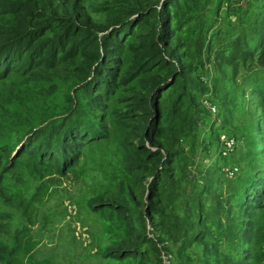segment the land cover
Instances as JSON below:
<instances>
[{"label":"trees","instance_id":"1","mask_svg":"<svg viewBox=\"0 0 264 264\" xmlns=\"http://www.w3.org/2000/svg\"><path fill=\"white\" fill-rule=\"evenodd\" d=\"M200 2L211 14H200ZM232 2H216L214 12L207 0H0V130L8 138L0 144V264L52 263L34 254L31 226L42 193L25 188L26 169L39 178L81 174L83 146L113 142L103 116L124 77L136 83L125 89L129 96L114 100L116 119L126 122L116 133L120 149L110 146L114 158L104 183L85 200L103 212L104 230L112 235L103 258L162 264V255L174 249L172 264H264V148L258 155L254 139L261 120L257 138H264V0ZM181 26L197 29L185 35L195 43L181 41ZM208 27L220 39L209 59L215 74L210 106L196 75L202 52L211 51L202 36ZM236 76L239 83L223 79ZM168 90L173 98L160 109ZM175 106L174 118L183 117L172 126L167 116ZM207 119L212 126L233 122L226 125L228 138L241 128L256 148L251 170L231 182V192L240 191L224 195L217 215L202 213L205 189L198 191L197 179L204 173L193 157L199 121ZM164 177L175 193L161 200ZM178 194L186 203L176 211L169 207ZM75 205L66 202L73 219L78 213L68 206ZM16 215L20 225L11 223Z\"/></svg>","mask_w":264,"mask_h":264},{"label":"rangeland","instance_id":"2","mask_svg":"<svg viewBox=\"0 0 264 264\" xmlns=\"http://www.w3.org/2000/svg\"><path fill=\"white\" fill-rule=\"evenodd\" d=\"M207 1L208 7L212 8V11L215 12V3L218 1L221 2L222 0ZM245 1L246 0H236L237 3L232 2V4L234 7H238L239 5L244 6ZM225 3L226 2H222L221 4L223 9ZM200 7L202 8L200 13L201 15L206 16L208 12L211 14V11L208 10L201 2ZM220 12H222V10ZM192 24L197 27L195 20H193ZM191 30L193 32H197V29L195 28L187 29L185 26H181L177 33V36L181 39V41L188 45H192L197 41H193L190 38L185 37V35ZM214 32L215 28L208 27L202 33L204 43L206 42L208 46L210 45L211 51L208 52V55L204 51L202 52L203 64L199 66L198 73H196L199 81L206 84L205 93L202 94L201 99L203 100V103L208 106H210V101L206 97L208 96L214 100L212 93L214 90L213 84L215 82V74L211 68L209 59L212 58L215 51L218 50V45L220 43V39L215 37ZM223 79L237 81L238 83L240 81L237 76L233 79L228 77H224ZM135 83L136 81L130 78H128L127 82L125 77L121 79L118 84L119 86L117 88L115 99L117 97L129 96V93H126L125 89L128 86L134 88ZM201 88L202 83L197 81L198 94L200 93ZM224 89L227 91L228 96L232 94L230 83H224ZM169 93H172V91L168 90V92L163 94L161 97L160 109L170 105V100L173 98V95H170ZM167 94L171 97L170 99H165ZM254 97L257 96L255 95ZM115 99H113L110 107L114 104ZM223 99H227V96L224 95L222 100ZM115 106L116 103L112 109L109 107L103 116V120L106 117L105 128L107 138L110 136L113 142L111 143L109 141L107 144H101L98 143L99 141L95 140L90 145H84L82 152L84 153V156L80 159V162H78L79 168L76 170V173H82L77 175V177L73 176L72 173L67 172L66 176H59L53 173L44 176L43 178H39L31 174V172L26 169L24 175L26 178L25 188L31 192L35 189H40L42 193V202L38 206L41 210L40 215L37 216L31 226L35 242L37 241L34 254H36V257L40 259L51 261V264H115L113 260L110 261L103 258V253L106 252V250H108L107 248H110L113 243L112 235L106 233L104 230L107 226L105 222H103V212H93L89 206H87L85 201L86 197L92 190L102 186L104 183V179L101 177H103L104 171L111 166L114 158L108 152L110 146L116 142V147L113 151H118L120 149V143L118 142L116 133L119 129H123L122 126L126 122L120 119L119 111L116 114V116L120 119V123L118 122L114 115ZM176 108L177 106H175L174 110L170 111L167 116L173 119V122L170 123L172 126H175L179 119L183 117L182 115H179L174 118L173 115L177 113ZM211 109L213 111L212 114H214L215 107L211 106ZM100 116L101 115L99 113H96L95 115L98 119ZM162 119L164 120L165 118ZM206 121L207 122L199 121V125L197 127L198 138L194 141L197 147V152L193 157L195 164L201 166V171L204 173V177L197 179L198 191H203L205 189L202 196V213H204L203 215H217V212L220 214V211H217V208L219 207V204L222 203L224 195L226 196V193L231 192V187L234 185V183L231 182L235 181L241 173L244 174L246 170H251L253 160L250 162L249 157L256 150V148L252 151V145L245 142L248 137V131L241 128L231 132L230 135L232 137L228 138L227 126H229V128H233V122L232 125H227L220 121L217 125L212 126L211 124H213V120L207 119ZM261 124L262 120L257 123L255 127L256 133H254V139H258L259 144L261 145L260 148L259 146L257 148L258 155H261V150L264 148V142L261 144V142L264 141V138H257L258 133L262 131ZM163 127H165V125ZM4 141H8L7 134H5L3 130H0V144ZM90 150L97 153V155H94L96 156L95 160H93L94 156H90L92 154ZM244 153L247 154L241 159V155ZM231 164L232 167H230ZM189 167L190 166L188 165L187 168L189 169ZM236 172L238 173L235 176L228 177L232 176V174ZM167 178L168 177H164L161 179L162 187L158 191L161 200L175 193V191L172 190L171 185L168 183ZM147 180L149 182V180H152V177H149ZM228 185L231 186L228 187ZM111 189V187L108 188V190ZM208 191H210V193ZM239 191L240 190H235L231 192V194L238 193ZM230 198V203H232V195H230ZM67 201L73 205L76 204L75 206H77L76 210L72 209L73 213H78L77 217L74 219L69 217V214L66 213ZM184 203H186V198H183L180 194H178L176 200L172 203V207L169 208L178 211ZM186 205V208L188 209L189 206L188 204ZM190 214L193 215L194 213ZM110 215L113 217L112 214ZM209 218L212 219V217ZM11 223L13 225H20L23 223V219L16 215ZM189 250L191 252L195 251L193 248ZM198 255H200V253ZM154 262L155 260L153 263ZM173 262L174 249L171 250V255H162V264H172ZM123 264H137V260H129Z\"/></svg>","mask_w":264,"mask_h":264},{"label":"built area","instance_id":"3","mask_svg":"<svg viewBox=\"0 0 264 264\" xmlns=\"http://www.w3.org/2000/svg\"><path fill=\"white\" fill-rule=\"evenodd\" d=\"M71 208V209H70ZM68 209H69V211H72V207L71 206H68Z\"/></svg>","mask_w":264,"mask_h":264}]
</instances>
